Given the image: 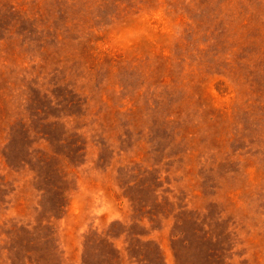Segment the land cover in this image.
Returning a JSON list of instances; mask_svg holds the SVG:
<instances>
[{"label": "rangeland", "instance_id": "obj_1", "mask_svg": "<svg viewBox=\"0 0 264 264\" xmlns=\"http://www.w3.org/2000/svg\"><path fill=\"white\" fill-rule=\"evenodd\" d=\"M0 264H264V0H0Z\"/></svg>", "mask_w": 264, "mask_h": 264}]
</instances>
